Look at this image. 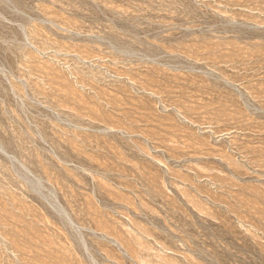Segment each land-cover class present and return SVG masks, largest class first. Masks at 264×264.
I'll return each instance as SVG.
<instances>
[{"label":"rangeland","instance_id":"374dc122","mask_svg":"<svg viewBox=\"0 0 264 264\" xmlns=\"http://www.w3.org/2000/svg\"><path fill=\"white\" fill-rule=\"evenodd\" d=\"M0 264H264V0H0Z\"/></svg>","mask_w":264,"mask_h":264}]
</instances>
